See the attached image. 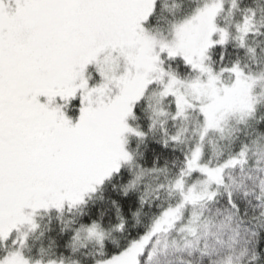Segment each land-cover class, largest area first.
Masks as SVG:
<instances>
[{
	"label": "snow or ice",
	"instance_id": "6c2138e0",
	"mask_svg": "<svg viewBox=\"0 0 264 264\" xmlns=\"http://www.w3.org/2000/svg\"><path fill=\"white\" fill-rule=\"evenodd\" d=\"M157 2L0 0V242L8 241L13 230L19 232L20 225L35 230L34 217L41 209L59 212L66 205L71 209L86 203L85 196L119 175L122 166L131 173L123 186L124 196L135 191L144 172L157 169L134 165L126 138L133 135L143 140L158 121L163 124L160 118L169 115L163 107L167 97H173L175 103L172 119L186 118L189 109L198 111L203 120L201 139L209 129L223 131L222 122L229 113H239L242 120L254 114L258 101L252 89L264 80V71L246 73L239 61L219 71L206 63L210 48L233 38L226 27L216 23L224 0H205L190 16L173 21L170 39H160L146 27L156 13ZM238 8L237 0H230L229 14ZM253 16V9H245L242 22L235 25L238 35L234 38L240 47H245L246 36L254 29ZM177 57L200 76L184 80L165 68L166 60ZM225 72L233 77L230 84H220ZM182 88L191 90L190 95ZM141 101H154L148 103L151 123L147 132L128 122L136 118ZM73 110L78 113L75 117L69 114ZM164 137L166 147L177 141L176 136L165 133ZM256 137L253 143L259 148L264 133L257 132ZM245 155L241 150L210 167L200 163L201 148H194L185 155L184 167L172 185L180 192L181 202L164 209L138 239L96 264H140L138 257L146 249L144 264H151L168 247L166 240L152 243V237L167 233L186 204L213 200L217 193L208 191V185L221 184L223 170L243 164ZM133 166L139 173L131 171ZM193 172L206 177L205 187L197 191L192 185L185 191L183 178ZM260 193L264 196V182ZM139 202L145 203L142 196ZM229 203L236 208L231 193ZM112 204L120 220L114 227L123 230L120 207L115 200ZM81 231L103 247L105 231L92 220L76 229L73 251ZM187 231L196 233L192 227ZM26 238L27 233L19 234L21 246ZM0 264L42 261L30 262L13 251L0 257ZM47 264H64V260L50 259ZM218 264H234L233 256H225Z\"/></svg>",
	"mask_w": 264,
	"mask_h": 264
},
{
	"label": "trees",
	"instance_id": "16d2710c",
	"mask_svg": "<svg viewBox=\"0 0 264 264\" xmlns=\"http://www.w3.org/2000/svg\"><path fill=\"white\" fill-rule=\"evenodd\" d=\"M189 1L158 0L157 10L151 18L150 24L153 27L168 25L166 21L164 22L161 19L162 22L159 24L154 23V20L162 14L161 9L164 4H179L181 12L179 11L178 14H180V17L190 14L195 6L190 5L188 7ZM237 3L239 10L235 17L238 18L241 14H244L245 9L249 8L254 10L255 15L253 18L254 29L247 34L245 47L239 46L238 40L234 38L237 36V32L234 27L231 28L229 26L231 28L229 31L233 38L223 46L216 45L210 48L207 53L209 57L207 61L215 70H219L222 67H230L233 62L239 61L240 65L245 68L250 66L252 71H257L264 67V1L237 0ZM220 18L218 17V24L221 26L223 23ZM165 20L170 23L174 19L171 20V18L165 17ZM248 48L253 49V52L249 53L247 51ZM253 60H255V64H253ZM165 64L182 79H189L193 75L194 71L186 67L180 58L169 60ZM74 104H78V101H74ZM255 108L253 116H255L257 121L252 128L253 136H256L257 132L264 133V104H257ZM69 114L73 117L78 115L75 110ZM135 117L133 119L134 124L147 132L151 121L145 101H141L138 105ZM247 125L248 121L244 125L239 124L237 128ZM174 127L172 122H168L166 125L158 122L154 126L153 131L143 140L137 137L130 138L129 146L135 148L136 162L141 168H150L153 165L163 166L170 178L179 176L180 170L185 164L184 157L186 153L173 147L171 143L166 147L162 142L165 138L162 131L164 129L168 131L169 129H174ZM236 130L232 139L237 135ZM229 146L228 143L227 147ZM239 146L237 141L233 146V150L238 151ZM229 174L236 175V172ZM130 178L129 169L122 168L119 175H114L106 180L95 194L85 199L86 203L71 209L66 205L62 212H58L55 209L43 211L45 214L39 219L38 227L26 238L23 254L33 260L46 261L51 259L59 261L63 259L64 261L77 264H96L97 261L105 259L108 255L115 254L120 249L127 247L132 239H138L140 235L149 230L153 223V218L159 216L169 204L168 200L167 202L155 200L152 203L145 201L141 205L139 201L144 188L143 183L139 184L135 191H130L127 196H124L123 186ZM251 178V174L245 177L246 182H250ZM113 200L120 207V215L123 217L125 225L123 230H117L114 227L120 223V220L117 217L116 208L112 204ZM231 200L236 205L235 209H232L229 203L228 193L215 196L206 208H212L217 219H223L228 214L229 209L237 212L239 219L235 220V223L240 225L238 237L240 244H236V247L240 251L247 250L246 254L241 256L240 262L242 264H264V225H260L259 230H257L249 225L247 219L260 207L259 203L254 199L249 200L248 197H238L234 194H231ZM133 213L137 214L133 215ZM92 220L98 221L106 232V237L102 242L103 247L97 242L80 243L78 241L75 242V251H73L74 242L72 238L75 236L76 229L80 227L81 223L87 224ZM255 222L254 219L253 224ZM253 255L256 257L255 260L252 259ZM162 256L159 252L151 264H164L159 259ZM146 258L147 252L140 257V264H144ZM178 259L180 258L174 253V255L169 256L168 262L165 264H177Z\"/></svg>",
	"mask_w": 264,
	"mask_h": 264
},
{
	"label": "clouds",
	"instance_id": "9594fccd",
	"mask_svg": "<svg viewBox=\"0 0 264 264\" xmlns=\"http://www.w3.org/2000/svg\"><path fill=\"white\" fill-rule=\"evenodd\" d=\"M248 121V125L244 127L237 128V135L233 139L228 141L229 147L225 149V153L222 157V163L225 159L233 155H238L239 151H245L246 155L242 159L243 164H238L236 166L228 167V172L224 174L222 183L215 187L208 185V191H215L217 195L231 193L238 197H248L249 200H256L260 207L256 209L252 216H249L248 223L251 227H255L259 230L260 225H264V196H261L260 185L264 182V139L260 140V147L258 148L254 140L257 139L256 136L252 135V128L256 124V118L245 117L243 120L240 117L238 121L239 124L244 125V122ZM168 136H176L177 141H170L173 147L184 151L186 155H190L192 150L196 147H202L199 142L200 132H194L183 124L175 126L174 129H169L164 132ZM191 137V139H188ZM239 142V150L234 151L233 146L236 142ZM208 141H204V145H207ZM216 153H213V158L215 162ZM157 169V171H145L142 178H147L145 187L142 190L141 196L144 201L152 203L155 200H161L167 202L169 196L175 195L176 190L172 187L176 178H168L167 170L163 166L153 165L150 168H143L146 170ZM138 169V168H137ZM238 170V171H237ZM140 169L134 171L133 173H139ZM236 172V175H230L229 173ZM242 174V175H241ZM251 174V181L246 182L245 177ZM141 180L138 185L141 184ZM205 187L204 183L198 185V191L203 190ZM216 195V196H217ZM213 201V200H211ZM209 200H204L203 203L197 205H191L190 215L187 217H182L181 214L178 215L177 223L167 232V236L160 234L157 239L162 242L167 241L169 251H175L178 259L177 264H198V256H203L209 249L207 247H198V242L202 237H206L209 232L213 236H218L223 238L225 235V228H228L229 238L233 240L237 245L240 244L239 232L240 225L235 223V220L239 219L237 212L232 211L235 209L228 210L226 219L229 221L225 228H221L220 225L224 223L223 220H219L216 214L208 216L206 214V207ZM181 200L177 197L175 205L172 203L168 204V207H175L179 204ZM157 217L153 218V222ZM255 223L253 224V220ZM215 221V222H214ZM192 227L196 229L195 235L187 231V228ZM155 243V241H152ZM236 264H239L237 258Z\"/></svg>",
	"mask_w": 264,
	"mask_h": 264
},
{
	"label": "rangeland",
	"instance_id": "374dc122",
	"mask_svg": "<svg viewBox=\"0 0 264 264\" xmlns=\"http://www.w3.org/2000/svg\"><path fill=\"white\" fill-rule=\"evenodd\" d=\"M260 1H264V0H260ZM204 2H205V0H193V1L190 0L188 2V7L190 5H192V6H195L194 7V9H195L197 6L201 5ZM229 9H230V0H224L223 11H221L218 14V16L216 17V23L218 26H220L218 24V17L219 18L221 17L220 19L222 20L223 24L220 27H226L228 30H230L231 28L234 27V30L236 31L235 25L238 22H242L243 14H241L237 18L235 16L238 14L237 11L239 10V8L238 9H231V14H229ZM257 9L259 10V8H257ZM179 11L181 12V7L179 4H176V3H172L170 5L164 4L162 9H161L162 14L160 15L159 18L155 17L156 19L154 20V23L159 24L162 21H164V22L166 21L168 23V25L167 26L159 25V26L153 27V25H151L150 21H149L148 24L146 25V27L150 31L155 32L157 34L158 38L170 39V35H171L170 25L172 24V22L182 20L185 17H188L192 14V12H191L190 14H188L186 16L180 17V14H178ZM165 17H169V18H171V20L172 19H174V20H172V22L169 23L168 20H165ZM240 17H241V20H240ZM254 17H255V15L253 16V18ZM229 26L231 28H229ZM236 35H238V33H236ZM213 39H216V36H213ZM177 58H179V57H177ZM167 61H169V60H166L165 63ZM206 63H208V61H206ZM253 64H255V60H253ZM164 66H165V68H169V66H166V64ZM240 66H241V68L244 69V71L246 73L251 71V73L253 75H255L261 71H264V67L260 70L252 71L250 66L246 67L247 69L243 65H240ZM217 71H219V70H217ZM89 73L94 78V73H92L91 69H89ZM197 76H200V73L194 71L191 78L184 79V80H191ZM201 79H204V77L201 76ZM232 79H233L232 75L228 72H225L222 74L220 84H230L232 82ZM181 91L185 92L188 95H190V93H191V90H189V89L182 88ZM252 95L258 101L256 103V105L257 104H264V80H260L254 85V87L252 89ZM148 103H154V101H145L146 109H147L148 115L150 117L151 112L148 108ZM256 105H255V107H256ZM163 107H164V110L169 113L167 118H165V117L160 118V120L163 121V125H166L168 122H172L173 126H178V125L183 124L184 126L188 127L189 129H191L194 132H201V130L203 128V120H202V117L200 116V114L198 113V111H195L193 109H189L186 112V118L177 117L176 119H172V115L175 114V103H174L173 97H171V96L167 97L163 101ZM239 120H240L239 113H236V112L229 113L228 115L225 116V119L222 122L223 131H218L216 129H209L207 134L205 135V137L203 139H201L199 136V142L202 145L200 163H207V164H209L210 167H214V166H217L220 161H222V157L225 153V149L227 148L228 141L230 139H232L233 133L235 132L237 126L239 125V123H238ZM128 122L132 127H134V128L137 127L134 124L133 119L130 118ZM246 122L247 121H245L244 123H246ZM162 132L164 133V132H166V130L164 129ZM132 137H135V136L128 135L126 138L127 139V148L131 153H133L134 165H138L136 162V150H135V148H131L129 146V141H130V138H132ZM188 139H191V137H189ZM205 140L208 141L207 145H204ZM214 152L216 153L215 162H214V158H213ZM122 168L128 169L127 166H122ZM136 170H138V169L135 166H133L131 171L134 172ZM225 171H228V169L225 168L223 170V172L221 173L222 179L224 178ZM168 178H170V177L168 176ZM183 179L185 182V189H184L185 191H187V188L189 186H192V185H195L196 190L198 191V185L201 184L206 179V177L202 176L199 172H193L191 175L185 176ZM146 182H147V178H142L141 183L144 184V187H145ZM211 186L215 187L216 184L213 183V184H211ZM98 189H99V187L97 188V190ZM97 190L95 192L88 193L85 196V199L90 198L93 194H95L97 192ZM177 197L180 200L182 199L180 192L176 190V194L169 196L167 198V200L169 201V203H172L173 205H175V201H176ZM211 202H209V203H211ZM200 203H203V201ZM190 207H191L190 204H186L184 206V209L182 211V217H187L190 215ZM166 208H168V206ZM50 210H53V209H50ZM43 211H45V210L41 209L35 214L34 219H35L36 224L38 223L39 219L42 216H44L45 212H43ZM47 211H49V210H47ZM62 211H64V209ZM62 211H59V212H62ZM179 214H181V210H180ZM206 214L208 216H212L213 214H215V212L212 211V208H206ZM225 217L223 219H219V220L224 221V223L221 224L220 227L225 228V226L228 225V227L230 228L231 225H229V221ZM175 223H177V221ZM150 228H151V226H150ZM150 228H149V230H150ZM33 231L34 230H31V231L29 230V226L27 224L20 225L19 226V232H17L16 230H13V232L10 234L8 241L0 243V253H2L1 257L4 255H7L13 251H19L24 258L28 259L30 262H34L35 260L27 258L23 254V249H24L25 243L23 244V246H21L19 244V241H18V237H19L20 233H27V237H28L30 234H32ZM105 234H106V232H105ZM160 234L167 236V233L161 232L157 235H154L152 237V241H155L157 239V236ZM75 235H76V232H75ZM79 235H80V239H79L80 243L96 242L95 239H87L86 238V235H87L86 232L81 231ZM105 237H106V235H105ZM12 240H17V244L13 245ZM206 245H207V248L209 249V251L206 254H204L203 257L200 256L199 253L197 254L198 264H218V262L220 260H222L225 256H227L229 254L233 256L234 263L237 262V258H238L239 262L241 261V258H242L240 256L241 251H240V249H237L238 247H236V243L229 238L228 228H225V235L223 236V238H220L218 236H213L211 232H209V234L206 237H202L201 240L198 242V247H205ZM148 248L149 249L151 248V243H149ZM145 252H147V249L145 250ZM160 253L163 256H162V258H159V259L165 264L168 262L169 256L174 255V253H176V252L175 251H169V249L167 247L166 249L162 250ZM140 257H138L139 260H140ZM41 261H42V264H47L48 260H46V261L41 260ZM64 264H77V263L64 261ZM239 264H242V263H239Z\"/></svg>",
	"mask_w": 264,
	"mask_h": 264
},
{
	"label": "flooded vegetation",
	"instance_id": "af4514ba",
	"mask_svg": "<svg viewBox=\"0 0 264 264\" xmlns=\"http://www.w3.org/2000/svg\"><path fill=\"white\" fill-rule=\"evenodd\" d=\"M1 243V242H0ZM2 253H0V257H1Z\"/></svg>",
	"mask_w": 264,
	"mask_h": 264
},
{
	"label": "crops",
	"instance_id": "0c3cea01",
	"mask_svg": "<svg viewBox=\"0 0 264 264\" xmlns=\"http://www.w3.org/2000/svg\"><path fill=\"white\" fill-rule=\"evenodd\" d=\"M240 263V262H239ZM234 264H236V263H234Z\"/></svg>",
	"mask_w": 264,
	"mask_h": 264
}]
</instances>
